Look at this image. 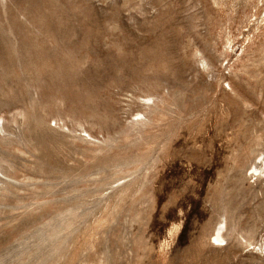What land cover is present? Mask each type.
Here are the masks:
<instances>
[{
  "label": "rangeland",
  "instance_id": "obj_1",
  "mask_svg": "<svg viewBox=\"0 0 264 264\" xmlns=\"http://www.w3.org/2000/svg\"><path fill=\"white\" fill-rule=\"evenodd\" d=\"M263 15L262 0H0V264H264L239 242H264ZM122 177L144 185L109 210ZM221 216L227 245H209Z\"/></svg>",
  "mask_w": 264,
  "mask_h": 264
},
{
  "label": "bare ground",
  "instance_id": "obj_2",
  "mask_svg": "<svg viewBox=\"0 0 264 264\" xmlns=\"http://www.w3.org/2000/svg\"><path fill=\"white\" fill-rule=\"evenodd\" d=\"M256 1H259V0H256ZM264 1V0H262ZM3 4V3H2ZM224 6V5H223ZM225 7V6H224ZM234 8V7H233ZM254 8H257V5L254 6ZM227 9V8H226ZM262 16V15H261ZM254 23L256 24V26H259L258 24H262V26L264 27V15L262 18L260 17H257L254 19ZM264 32V30H263ZM248 40V38H245V41ZM263 50H264V47H263ZM262 59H264V52L262 54ZM253 58V57H252ZM200 59V58H199ZM204 60V59H203ZM200 62V60H199ZM203 62V61H201ZM252 62V61H250ZM207 65V63H206ZM205 67V66H204ZM256 67V66H255ZM227 69V68H226ZM228 71V70H227ZM152 102V97L150 96H146V97H143V98H140L139 99V106L140 108L143 110V111H147L149 113L152 112V108H151V103ZM132 118L133 120H130V122H128V131L130 133H138L140 132L141 130L145 129L146 126L148 125V122L145 121L146 120V116L143 112H136L134 114H132ZM1 120V118H0ZM159 122V121H158ZM80 126V125H79ZM4 127H3V124L0 125V133L1 132H4ZM83 132H86V130H83ZM84 134V133H83ZM80 138V137H79ZM83 142H85L86 144L88 145H92L94 148H93V153L97 154V153H100L103 151V149L98 145V142L96 141V138H94L93 136H91L90 134H88V139H83V138H80ZM98 140V139H97ZM104 144V143H103ZM251 156V155H250ZM143 163V162H142ZM139 164V163H138ZM132 166V165H131ZM129 168V167H127ZM138 168V167H137ZM252 169V176H255V179L260 181V180H263L264 181V152H258L257 155L255 156V160L253 162V164L251 165L250 167ZM99 169V168H97ZM133 170V169H132ZM131 170V171H132ZM136 170V169H135ZM121 171V170H120ZM128 171V170H127ZM134 171V170H133ZM129 172V171H128ZM123 174V173H122ZM132 174V173H131ZM129 176H130V173H129ZM4 177L3 173H1L0 171V179ZM8 177V176H7ZM121 177V175H120ZM127 177H122V178H118L116 179L113 183H107L108 185V190H112L111 194L108 196V200H110L109 202V207L108 209L111 210V209H115L117 208L119 205L118 203L122 202L121 200H123V198L125 196H131L133 193H135L137 190H139V188L141 186H143V182H133L131 183L133 189H130V187L128 185H126L129 181H124ZM139 178V177H138ZM252 179V178H251ZM26 180V179H25ZM35 180V179H34ZM36 181V180H35ZM34 181V182H35ZM33 182V181H31ZM0 183H3L1 182L0 180ZM35 189V188H34ZM33 189V190H34ZM18 190V189H17ZM19 191V190H18ZM2 192V191H1ZM104 192V191H102ZM101 192V194H102ZM48 194V193H47ZM134 195V194H133ZM34 196V195H33ZM42 197V196H41ZM39 198V197H38ZM43 200V199H42ZM46 200V199H44ZM24 201V200H23ZM36 201V200H35ZM41 201V200H39ZM107 201V200H106ZM128 201V200H126ZM69 202V201H68ZM17 203H20V202H17ZM22 203V202H21ZM29 203V202H28ZM108 203V202H107ZM23 204V203H22ZM64 204V203H62ZM70 204V203H69ZM73 204V203H72ZM17 205V204H15ZM19 205V204H18ZM65 205V204H64ZM77 205V204H76ZM34 206V205H33ZM66 206V205H65ZM20 207V206H19ZM26 207V206H25ZM74 207H76L74 205ZM67 208V207H66ZM65 208V209H66ZM31 209V208H30ZM52 209V208H51ZM54 210V209H53ZM57 211V210H56ZM60 211H62L60 209ZM77 211V210H76ZM45 213V211H43ZM58 214H59V211H57ZM64 212V211H63ZM70 212V211H69ZM55 213V211H54ZM62 213V212H61ZM65 213V212H64ZM74 213V212H73ZM47 214H49L47 212ZM65 215V214H63ZM62 215V216H63ZM71 215V214H70ZM78 215V214H77ZM43 216V214H42ZM67 217V215H65ZM74 216V215H73ZM76 216V215H75ZM74 216V217H75ZM79 216V215H78ZM41 217V216H40ZM46 217V216H44ZM58 217V216H57ZM56 217V218H57ZM77 217V216H76ZM73 218V217H72ZM70 219V218H68ZM72 220V219H71ZM41 221V220H39ZM42 222V221H41ZM74 222V221H73ZM105 222V221H104ZM67 223V222H66ZM70 223V222H69ZM45 224H47L45 222ZM49 225V224H48ZM58 225V224H57ZM47 226V225H46ZM62 226V225H61ZM42 228V227H41ZM47 228V227H46ZM51 228V227H50ZM49 228V230H50ZM54 228V227H53ZM71 228V227H70ZM57 229V228H56ZM68 229V228H67ZM66 229V230H67ZM60 230V229H59ZM39 231V230H38ZM57 231V230H56ZM229 232V229H228V224H227V218L224 216L222 217L221 216V220L217 223V225L215 226V228L213 229V232L211 233V235L209 236L208 238V242H209V245H211L212 243V246H221L223 244H225V246L227 245V242H226V235L228 234ZM60 233V232H59ZM57 232V234H59ZM61 234V233H60ZM59 234V235H60ZM63 234V232H62ZM57 235V237L59 236ZM253 236V231L252 230H249L247 233H246V237H243L241 238V240L239 241L240 244H243L246 248H249V250L253 251V252H263L264 251V242L263 243H260V244H256L254 242V239L252 238ZM41 237V235L39 236ZM61 237V236H60ZM65 237V236H64ZM59 238V237H58ZM54 244V242L52 243ZM58 245V244H57ZM41 246V245H40ZM36 248H39V247H36ZM57 248V247H56ZM216 248V247H215ZM55 249V247H54ZM52 249V250H54ZM41 250V249H40ZM24 251V250H23ZM55 251V250H54ZM38 252V250L36 251ZM42 252V251H41ZM40 252V253H41ZM50 253L52 251H49ZM18 253V252H17ZM39 253V252H38ZM39 253V255H40ZM54 254V253H53ZM34 255V254H33ZM47 257V255H46ZM52 258V257H51ZM47 259V258H46ZM48 260V259H47ZM101 261V260H100ZM51 263V262H50ZM99 263V262H98ZM101 263V262H100ZM3 264V263H2ZM21 264V263H20Z\"/></svg>",
  "mask_w": 264,
  "mask_h": 264
}]
</instances>
